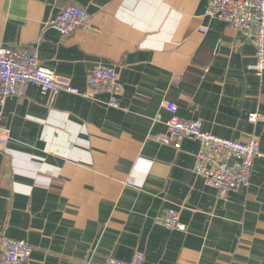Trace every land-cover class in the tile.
Masks as SVG:
<instances>
[{"label":"crops","instance_id":"crops-1","mask_svg":"<svg viewBox=\"0 0 264 264\" xmlns=\"http://www.w3.org/2000/svg\"><path fill=\"white\" fill-rule=\"evenodd\" d=\"M68 5L86 28L52 27ZM207 0H0V46L39 61L83 92L89 72L116 69L118 107L36 86L0 102V238L32 247L25 264H264V75L253 47ZM102 100H106L103 96ZM177 108L216 137L257 140L247 188L222 196L192 172L198 142L157 144ZM257 115V121L248 120ZM196 117V119H194ZM179 212L185 231L156 223ZM1 250V249H0Z\"/></svg>","mask_w":264,"mask_h":264},{"label":"built area","instance_id":"built-area-1","mask_svg":"<svg viewBox=\"0 0 264 264\" xmlns=\"http://www.w3.org/2000/svg\"><path fill=\"white\" fill-rule=\"evenodd\" d=\"M205 16L223 22L228 29L248 39L253 47L254 57L250 68L259 77H263L264 0H207ZM90 18L86 9L68 5L58 14L52 27L61 35H71L78 29L86 28ZM29 86L38 87L51 98L60 93H68L101 103L108 108L118 107V97L122 92L116 69L112 66L100 65L92 69L87 77V90L81 92L69 81L42 66L36 46H0V102L8 97L24 99ZM103 96L106 100H102ZM165 109L171 116L165 122V134L154 137L157 144L178 150L183 139L198 142L200 150L192 172L222 196L249 186L254 162L263 156L257 140L240 142L216 137L204 131L200 121H181L177 117L175 105L168 103ZM248 120L255 123L257 115H249ZM7 139L6 131H2L0 149H3ZM156 223L167 230L186 229L179 220V212L173 208L166 209L163 217L157 218ZM0 249V264H25L33 250L24 240L6 238H0ZM104 264H144V257L137 253L129 262L108 257Z\"/></svg>","mask_w":264,"mask_h":264},{"label":"water","instance_id":"water-1","mask_svg":"<svg viewBox=\"0 0 264 264\" xmlns=\"http://www.w3.org/2000/svg\"><path fill=\"white\" fill-rule=\"evenodd\" d=\"M194 119H196V117H194Z\"/></svg>","mask_w":264,"mask_h":264}]
</instances>
